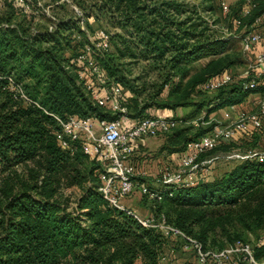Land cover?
I'll list each match as a JSON object with an SVG mask.
<instances>
[{
  "label": "trees",
  "instance_id": "obj_1",
  "mask_svg": "<svg viewBox=\"0 0 264 264\" xmlns=\"http://www.w3.org/2000/svg\"><path fill=\"white\" fill-rule=\"evenodd\" d=\"M77 2L87 3L82 15L71 14L52 29L43 26L33 32L24 22L0 24V172H8L0 187V264H135L138 259L141 264H162L165 246L181 247L182 243L170 242L156 229L143 226L129 208L111 205L98 190L100 165L81 149L70 153L55 141L58 124L53 115L61 119L71 115L107 119L108 113L107 120L117 117L94 104L78 80L76 64L71 62L76 52L66 53L71 34L81 33L87 41L79 21L90 28L91 17L97 25L112 29L111 51L97 57L108 84L135 90L133 81L155 77L145 103H138L133 113L130 99L125 102L130 118L149 116V108L208 106L210 113L239 104L260 90L244 89L238 81L217 89L207 100L192 96L196 82L180 90L191 64L226 53L229 39L236 37L225 36L218 18L212 17L213 6L205 0ZM256 2L251 14L243 18L244 24H250L264 9L263 0ZM238 13L239 6L234 17ZM216 65V60L209 62L201 74L217 71ZM135 67H140L139 73L131 78ZM8 78L20 84L36 104L15 99L7 89ZM165 90L167 95L160 97ZM131 100L137 102L134 97ZM179 124L166 133L173 132L169 139L178 145L173 150H183L188 141L210 130L191 138L186 135L188 128ZM87 159L93 164L87 165ZM28 162L39 166L41 177L33 168L28 178L14 174L17 187L10 171ZM86 176L92 184L84 189L76 207L68 210L56 195L55 179L62 177L73 184ZM133 179L137 184L146 182L142 176ZM200 180L186 187L161 184L154 189L161 193V200H152L155 215L164 213L168 222L204 249H221L236 240L248 242L241 238L245 230L264 227V162L236 160L213 179ZM217 231L227 240L215 247L207 240ZM254 249L260 259L257 247Z\"/></svg>",
  "mask_w": 264,
  "mask_h": 264
},
{
  "label": "built area",
  "instance_id": "obj_2",
  "mask_svg": "<svg viewBox=\"0 0 264 264\" xmlns=\"http://www.w3.org/2000/svg\"><path fill=\"white\" fill-rule=\"evenodd\" d=\"M233 2L239 5L238 16L232 19L233 28L238 30L233 32L225 27L223 32L225 35H234L240 39L242 52L247 57V66L236 80L233 79L232 74L225 71L202 83L201 88L213 91L240 81L244 89H259L260 98L251 111H239L236 116L226 113V124H215L205 134L188 141L182 150L183 154L178 165H166L159 169L157 176L162 185L171 184L177 187L193 185L197 182L194 178L195 173L199 170H208V166L217 158V156L201 158L202 155L215 149L223 141L238 139L243 135L251 138L255 132L264 127V9L250 24H244L243 18L251 14L257 2L256 0H233ZM219 7L224 14H229L231 11V5L227 0H219ZM108 48H110L109 35L101 32V42L98 47L86 44L71 62L74 61L76 64L74 72L78 80L83 83L91 101L117 114V117L107 120L96 116L71 115L67 119H61L53 115L58 124V128L53 133L60 148L70 153L79 148L87 157L100 165L97 170L98 190L111 205L126 210L127 207L121 203V200L132 193L137 186L142 195L152 200H161L160 191L150 189L143 183L137 184L133 179L135 176H142V172L132 161V142L146 136L169 133L179 124V120L173 116L152 115L133 120L128 116L121 85L108 84L97 60L99 52ZM7 89L15 99L26 104H36L12 78H8ZM226 158L264 162V149L250 148L246 152H233ZM132 214L143 226L156 229L171 242L179 240L182 243L181 248L191 251L190 254L195 258L194 264H264L263 260L256 257L254 246L250 242L236 240L221 249H204L200 242L168 222L162 212L146 218L134 212ZM173 247L171 244L161 254V262L166 261L173 254Z\"/></svg>",
  "mask_w": 264,
  "mask_h": 264
},
{
  "label": "rangeland",
  "instance_id": "obj_3",
  "mask_svg": "<svg viewBox=\"0 0 264 264\" xmlns=\"http://www.w3.org/2000/svg\"><path fill=\"white\" fill-rule=\"evenodd\" d=\"M84 1V0H80ZM230 5L231 9H234L231 15L224 14L219 5V0H205L206 4H211L213 6V16L219 20V27L224 29L228 27L229 30L233 32H237L238 29H234L232 25V19L238 11V4L234 3L233 0H227ZM87 3H84V5ZM82 3H78L77 0H0V24H16L18 22H24L25 26H29L31 31L35 32L39 29H42L43 26L53 27L59 21L66 20L69 15H78L81 16L82 9L84 7ZM262 6L264 7V0ZM91 23V27L87 28L83 22L79 21L80 30L84 31L85 37L87 39L83 40V36L81 33L73 31L71 34V42L69 44V48L66 50L67 55H71L72 52H76L75 56L80 53L84 47V44L87 45H95L98 47L99 43L101 42V32H104L109 35V39H111V31L112 29L105 28L103 26L97 25L93 18H89ZM226 36V35H225ZM229 37H231L229 35ZM229 49L226 53L219 55V56H212L204 59H200L190 66V73L184 81H182V87L180 88H188L192 82H196L195 88H192V96L198 97L200 100H207L212 99L216 94V90H208L198 87L200 84L204 83L207 80L213 79V77L219 75L222 72H228L233 75V79H237L238 75L246 68L247 66V57L243 54L241 49L240 39L236 37H232L229 39ZM111 42V41H110ZM83 43V45L81 44ZM111 44V43H110ZM111 51V47L107 50H101L99 55H105ZM74 56V57H75ZM74 59V58H73ZM216 60L218 67L217 71H213L212 73L208 74H201L202 70L208 65L209 62ZM140 67H135L132 70L131 78L135 77L139 73ZM156 79L154 76H141L139 80H135L132 82L133 89H124L123 97L125 102L129 99V108L131 113L134 112V107L139 103H145V99L148 94L151 92L152 84L155 83ZM167 95V90L162 93L160 97H165ZM136 98L137 102L131 103L132 98ZM230 106L223 107V111L221 114L213 116L212 119H216V125H224L227 123L226 113L230 114L229 111ZM208 106H204L201 109L193 108L191 114L192 117L191 121L186 123L183 128H188L186 130V135L189 137H196L199 134L206 132L207 130L211 129L214 125L213 123H205L209 118H207V111ZM206 112V114H205ZM111 114L108 113L107 119H110ZM180 125V124H179ZM180 127V126H179ZM190 127V128H189ZM178 129V128H176ZM173 135V132L168 136ZM257 149L262 150L264 149V127L260 131L255 132L251 138H247L244 135L239 137L238 139L233 138L228 141H223L221 144L214 150L208 152L203 158L209 156H217V158L208 166V170H199V172L195 173L194 178L200 179V181H208L215 177V173L217 172L220 175L224 168L228 166L231 167L236 163V159H228L226 156L229 153L233 152H246L248 149ZM92 163L90 159H87V165ZM93 164V163H92ZM34 162H28L24 164H20L15 166L11 171L10 175L13 178V182L17 185V181L14 174H18L21 178H28L29 170L35 169L36 174H40L42 171L38 169ZM215 171V173H214ZM8 172H0V187L6 179ZM201 175V176H200ZM41 177V174L38 176ZM57 182V192L56 195L59 197L60 201L63 205L67 206L68 210L73 209L76 207V201L83 193L84 189L91 185V178L90 176H86L84 180L79 183H68L64 178L57 177L55 179ZM157 182L156 185H153L151 181H146V186L152 187V189H158L161 186V183ZM137 192L136 196L134 197L132 193L126 196H131L126 200L123 198L121 203L125 206L134 207V209L138 210L141 217H149L150 215H155L152 206V199L147 196L142 195L139 193L138 190H134ZM133 191V192H134ZM141 195V197H140ZM131 209V208H130ZM138 213V214H139ZM157 214V213H156ZM198 231V228H196ZM207 242H209L213 246H220L222 245L223 241L227 238L220 232H216L214 235L211 233L208 236ZM242 239L247 240L248 242L252 243L253 246L257 247V255L260 257L261 260L264 261V250L259 251V247H264V227L255 229L254 231H244L243 235L241 236ZM230 239V238H229ZM171 242V240H169ZM179 245V243H177ZM168 246H165V251L168 249ZM189 249H183L180 246L174 247V252L171 254L166 261L162 262V264H194L195 258ZM135 264H141V260L138 259Z\"/></svg>",
  "mask_w": 264,
  "mask_h": 264
},
{
  "label": "crops",
  "instance_id": "obj_4",
  "mask_svg": "<svg viewBox=\"0 0 264 264\" xmlns=\"http://www.w3.org/2000/svg\"><path fill=\"white\" fill-rule=\"evenodd\" d=\"M253 53H251L252 56ZM260 98L259 92L250 93L243 102L235 105H231L229 108L230 115L236 116L239 111H251L254 109L258 99ZM226 107V106H225ZM224 107V108H225ZM193 106L187 107H177L175 109L168 108H149L146 110L147 114L152 116H173L180 119V125L184 126L186 123L191 121ZM223 111L222 108H218L210 113H208L207 118H209L205 123H213L215 124L216 119H212L213 116L221 114ZM206 114V112H205ZM133 120H136L132 118ZM193 121V120H192ZM191 121V122H192ZM133 145V155L132 161L135 163L137 168L142 172V178L145 181H151L153 185H156L157 182H160L157 176V173L160 168L169 165L176 166L181 160L183 151L182 150H173L178 147L171 139H169L168 134H161L157 136H146L140 139H136L132 142ZM232 167V166H231ZM225 167L223 172L230 169ZM215 173V171H214ZM218 173H215V177ZM201 179V178H200ZM137 182V181H136ZM146 184V182H144ZM160 185V183H159ZM161 187V186H160ZM135 190V189H134ZM133 190V191H134ZM136 190L140 192V188L137 186ZM137 194V192H132L133 194ZM133 195L134 197L136 196ZM131 196H128L126 200ZM141 197V195H140ZM148 198V197H147ZM125 206V205H124ZM127 208H131L130 210L136 214L139 213L138 210L134 209L131 206H125ZM140 215V213L138 214ZM141 216V215H140Z\"/></svg>",
  "mask_w": 264,
  "mask_h": 264
}]
</instances>
